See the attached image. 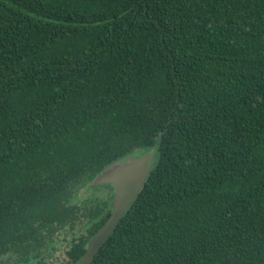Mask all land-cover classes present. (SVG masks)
Instances as JSON below:
<instances>
[{
  "label": "trees",
  "instance_id": "obj_1",
  "mask_svg": "<svg viewBox=\"0 0 264 264\" xmlns=\"http://www.w3.org/2000/svg\"><path fill=\"white\" fill-rule=\"evenodd\" d=\"M151 149L89 264H264V0H0V264H76Z\"/></svg>",
  "mask_w": 264,
  "mask_h": 264
},
{
  "label": "water",
  "instance_id": "obj_2",
  "mask_svg": "<svg viewBox=\"0 0 264 264\" xmlns=\"http://www.w3.org/2000/svg\"><path fill=\"white\" fill-rule=\"evenodd\" d=\"M154 158V149L131 155L107 166L88 184L90 188L109 185L112 191L111 211L101 228L89 239L84 253L76 264H89L112 234L138 191L142 187Z\"/></svg>",
  "mask_w": 264,
  "mask_h": 264
},
{
  "label": "rangeland",
  "instance_id": "obj_3",
  "mask_svg": "<svg viewBox=\"0 0 264 264\" xmlns=\"http://www.w3.org/2000/svg\"><path fill=\"white\" fill-rule=\"evenodd\" d=\"M100 191L95 192V193L81 191L80 194H78V195L79 196L82 195V196H86V197H94V196H99ZM79 234H81V232H79ZM58 236H59V241H58L57 246H56V251L49 258H45L42 264H64V262L66 261L65 250L67 249V247L69 245L68 240H67V242H65V241L60 242V240L63 238L68 239V237L65 236L64 233H61Z\"/></svg>",
  "mask_w": 264,
  "mask_h": 264
}]
</instances>
